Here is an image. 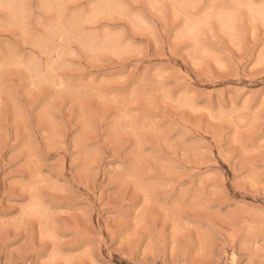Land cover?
<instances>
[{"label":"rangeland","instance_id":"obj_1","mask_svg":"<svg viewBox=\"0 0 264 264\" xmlns=\"http://www.w3.org/2000/svg\"><path fill=\"white\" fill-rule=\"evenodd\" d=\"M0 264H264V0H0Z\"/></svg>","mask_w":264,"mask_h":264}]
</instances>
